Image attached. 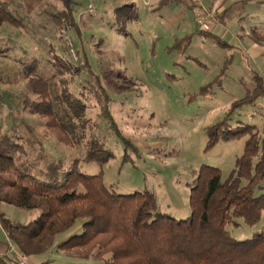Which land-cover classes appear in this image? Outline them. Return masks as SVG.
<instances>
[{
  "label": "rangeland",
  "instance_id": "374dc122",
  "mask_svg": "<svg viewBox=\"0 0 264 264\" xmlns=\"http://www.w3.org/2000/svg\"><path fill=\"white\" fill-rule=\"evenodd\" d=\"M10 1L23 25L0 26V124L4 132L21 135L31 156L42 165L80 158L83 171H104L109 189L125 194L153 191L160 209L178 219L191 214L193 171L206 164L219 167L223 179L229 177L251 134L221 140L207 149L206 129L222 120L235 100L254 91V75L264 78V39L252 31L259 26L264 33V0H215L214 4L204 0L214 16L210 31L201 30L192 7L180 1L155 8L160 0H100L91 13L89 0H72L80 31L62 32L46 12L65 7L63 0H44L35 10L26 8L22 0ZM53 51L66 56L74 67L73 92L80 94L91 84L80 66L86 55L111 97L109 108L130 145L109 127L95 95L86 92L87 136L93 131V138L113 153L105 164L84 161L85 144L61 142L42 117L23 109L28 78L20 64L38 58L39 72L53 76ZM230 123L253 125L263 141L264 96L236 107ZM1 210L11 218L21 214L7 203H0ZM240 222L239 227H227L238 239L264 232V212L258 224ZM80 232L78 223L59 234L42 258L54 259L55 264H107L57 247Z\"/></svg>",
  "mask_w": 264,
  "mask_h": 264
},
{
  "label": "trees",
  "instance_id": "16d2710c",
  "mask_svg": "<svg viewBox=\"0 0 264 264\" xmlns=\"http://www.w3.org/2000/svg\"><path fill=\"white\" fill-rule=\"evenodd\" d=\"M63 2L65 7L46 14L61 32L70 28L80 31L72 0ZM11 4L10 0H0V26L21 27L22 18ZM259 28L254 26L252 31L264 39ZM260 37L256 41H261ZM52 56L55 75L50 77L39 72L38 58L19 63L28 78L22 94L23 109L42 117L61 142L85 144L84 161L107 163L112 151L93 138V131L87 136L90 119L86 92L95 95L112 131L128 145L131 142L117 126L109 108L111 97L101 77L83 55L80 66L88 72L91 84L76 94L71 88L72 63L56 51ZM224 72L222 69L217 77L221 79ZM254 77V91L235 100L227 115L206 129L207 149L221 140L250 133L244 152L227 179H223L219 167L211 165L193 171L196 178L189 196L191 214L186 219L162 211L153 191L125 194L109 189L104 171H83L80 158L42 165L31 156L21 135L4 132L0 124V203L14 205L21 213L11 218L0 211L6 236L27 256L45 255L59 234L81 223L82 232L57 247L84 259H101L107 264H264V232L238 239L227 229L239 227L240 219L248 225L258 224L264 212V140L253 125L234 127L230 123L236 107L264 96V78L258 73ZM11 261L0 255V264ZM41 264H55V260L47 258Z\"/></svg>",
  "mask_w": 264,
  "mask_h": 264
},
{
  "label": "built area",
  "instance_id": "2783aa9c",
  "mask_svg": "<svg viewBox=\"0 0 264 264\" xmlns=\"http://www.w3.org/2000/svg\"><path fill=\"white\" fill-rule=\"evenodd\" d=\"M100 0H89L88 9L91 13L97 11L95 7V3ZM137 1V0H134ZM173 1H181V0H173ZM194 16L195 22L203 31H210L214 25V16L211 11L206 6L204 0H188ZM74 51L73 48H71ZM4 256L10 258L16 264H33L29 256L25 255L24 252L18 247L17 244L9 241L8 249L5 252Z\"/></svg>",
  "mask_w": 264,
  "mask_h": 264
},
{
  "label": "crops",
  "instance_id": "0c3cea01",
  "mask_svg": "<svg viewBox=\"0 0 264 264\" xmlns=\"http://www.w3.org/2000/svg\"><path fill=\"white\" fill-rule=\"evenodd\" d=\"M22 1H23L26 8H28V9L32 8L33 10H35L40 5V3L44 0H22ZM130 1H131V3H137L138 2V1H134V0H130ZM168 1H172V0H160L158 2V4H156L155 8H160L165 2H168ZM180 2L183 3L186 7L191 9V6H190V3L188 0H181ZM213 2H216V1L215 0H209V3L212 4ZM220 2H222V1H220ZM220 5H221V3H220ZM229 6H230V4H229ZM221 8H226V7H221ZM3 232H4V230H3ZM9 241L10 240L8 239V237L6 236V233L4 232L3 238H0V255H4L5 252L7 251ZM42 257H43V255H35V256H29V259L33 264H41V262L44 260V258H42ZM11 263L16 264L14 262H11Z\"/></svg>",
  "mask_w": 264,
  "mask_h": 264
},
{
  "label": "bare ground",
  "instance_id": "6f19581e",
  "mask_svg": "<svg viewBox=\"0 0 264 264\" xmlns=\"http://www.w3.org/2000/svg\"><path fill=\"white\" fill-rule=\"evenodd\" d=\"M173 1V0H172Z\"/></svg>",
  "mask_w": 264,
  "mask_h": 264
}]
</instances>
